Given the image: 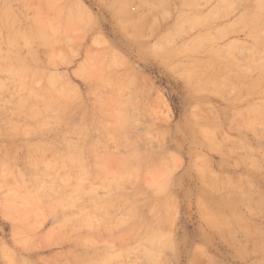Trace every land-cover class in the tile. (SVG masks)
<instances>
[{
    "label": "rangeland",
    "instance_id": "obj_1",
    "mask_svg": "<svg viewBox=\"0 0 264 264\" xmlns=\"http://www.w3.org/2000/svg\"><path fill=\"white\" fill-rule=\"evenodd\" d=\"M0 264H264V0H0Z\"/></svg>",
    "mask_w": 264,
    "mask_h": 264
}]
</instances>
